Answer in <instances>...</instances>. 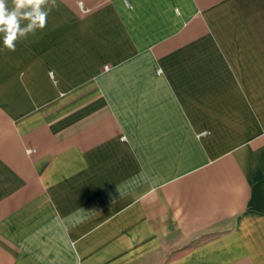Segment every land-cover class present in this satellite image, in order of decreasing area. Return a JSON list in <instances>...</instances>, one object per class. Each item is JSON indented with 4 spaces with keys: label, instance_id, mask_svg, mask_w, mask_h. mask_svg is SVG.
Instances as JSON below:
<instances>
[{
    "label": "crops",
    "instance_id": "obj_1",
    "mask_svg": "<svg viewBox=\"0 0 264 264\" xmlns=\"http://www.w3.org/2000/svg\"><path fill=\"white\" fill-rule=\"evenodd\" d=\"M57 2L0 34V264H264V0Z\"/></svg>",
    "mask_w": 264,
    "mask_h": 264
},
{
    "label": "clouds",
    "instance_id": "obj_2",
    "mask_svg": "<svg viewBox=\"0 0 264 264\" xmlns=\"http://www.w3.org/2000/svg\"><path fill=\"white\" fill-rule=\"evenodd\" d=\"M57 0H0V34L3 45L9 51L16 50V42L27 39L36 30L47 26V18Z\"/></svg>",
    "mask_w": 264,
    "mask_h": 264
}]
</instances>
